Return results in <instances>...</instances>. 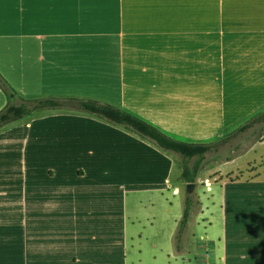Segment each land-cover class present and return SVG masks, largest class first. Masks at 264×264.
<instances>
[{"label":"crops","instance_id":"crops-1","mask_svg":"<svg viewBox=\"0 0 264 264\" xmlns=\"http://www.w3.org/2000/svg\"><path fill=\"white\" fill-rule=\"evenodd\" d=\"M0 73L22 100H96L210 143L264 112V0H0ZM10 102L0 88V112ZM156 146L79 112L0 130V264H137L164 228L130 230L122 198L156 190L141 184L169 192L178 154ZM221 197L222 235L204 210L195 238L220 264H264V175L229 178Z\"/></svg>","mask_w":264,"mask_h":264},{"label":"rangeland","instance_id":"rangeland-1","mask_svg":"<svg viewBox=\"0 0 264 264\" xmlns=\"http://www.w3.org/2000/svg\"><path fill=\"white\" fill-rule=\"evenodd\" d=\"M12 103L20 105L22 100L14 96ZM58 110L74 112L67 109ZM218 140H213L208 144L217 143ZM172 158L175 161V168L172 173L169 194L166 193L165 182L155 185H140L154 186L156 189H154V192L147 191L128 195L127 197L126 193H123L122 215L124 225L130 226V230L135 225L138 226V229H143V226H150L152 224L161 225L164 228V233L159 237L154 246H141L138 249L140 258L137 264H220L217 248L209 245L207 239L204 242L201 239L195 238L198 222L201 219L203 220L200 213H203L204 210H206V213H213L215 219L218 220L217 224L215 221L212 222L209 215V217H206L203 227L207 231H210L211 227L215 225L213 232L216 238H220L224 230L222 225V210L218 207H216L217 210H215V207L212 209L211 203H215V196L218 200L217 203H221V195H224L226 192V181L229 178H251L258 177L261 174L264 175V123L256 125L245 134L238 135V137L219 152L208 154L202 169L198 173L195 182L197 186L192 194L188 193V183L182 179L184 166L182 157L172 155ZM225 172L229 174L228 177ZM126 186L130 187L129 184H126ZM251 191L252 187L247 186L241 188L238 193H249ZM169 195L171 196L170 210L172 211L168 213L167 201ZM188 196L194 200V210L196 211L192 217L191 234L185 240L184 248L180 252L177 250L176 240L174 242L166 241V230L169 233L172 231L176 217L181 216L184 211ZM217 206H220V204ZM199 224L202 225V222ZM203 227H199V235L205 233ZM206 235L209 236L207 232Z\"/></svg>","mask_w":264,"mask_h":264},{"label":"trees","instance_id":"trees-1","mask_svg":"<svg viewBox=\"0 0 264 264\" xmlns=\"http://www.w3.org/2000/svg\"><path fill=\"white\" fill-rule=\"evenodd\" d=\"M0 88L11 100L6 109L0 112V130L8 125L32 116L35 112L44 110L67 109L68 111L91 114L112 124L131 130L143 138L150 139L163 151L180 155L184 162L182 179L188 184L196 182L198 173L202 169L208 154L219 152L223 147L229 145L238 137V135L245 134L256 125L264 123V113H260L233 133L219 139L217 143H188L173 139L151 123L111 104L80 98H43L29 100L21 99L22 103L17 105L12 103V98L14 96L16 97L17 93L1 73ZM193 208L194 200L188 196L184 215L176 235V247L179 251L183 248V237L187 230Z\"/></svg>","mask_w":264,"mask_h":264},{"label":"water","instance_id":"water-1","mask_svg":"<svg viewBox=\"0 0 264 264\" xmlns=\"http://www.w3.org/2000/svg\"><path fill=\"white\" fill-rule=\"evenodd\" d=\"M196 186H197L196 183H189L187 185V191H188V193H190V194L194 193V191L196 189Z\"/></svg>","mask_w":264,"mask_h":264},{"label":"bare ground","instance_id":"bare-ground-1","mask_svg":"<svg viewBox=\"0 0 264 264\" xmlns=\"http://www.w3.org/2000/svg\"><path fill=\"white\" fill-rule=\"evenodd\" d=\"M225 173H226V176L228 177L229 174L227 172H225ZM226 176H224V177H226Z\"/></svg>","mask_w":264,"mask_h":264}]
</instances>
